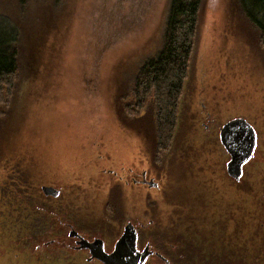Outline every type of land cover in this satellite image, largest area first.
Wrapping results in <instances>:
<instances>
[{"label": "rangeland", "instance_id": "obj_1", "mask_svg": "<svg viewBox=\"0 0 264 264\" xmlns=\"http://www.w3.org/2000/svg\"><path fill=\"white\" fill-rule=\"evenodd\" d=\"M167 5L168 0H0V47L9 51L13 42L16 53L14 88L10 96L3 94L0 104V146L24 154L38 170L34 180L40 179V159L47 160L49 186L61 191L59 199L49 202L64 209L69 205L66 211L72 222L92 217L88 206L95 196L100 198L85 192V184L75 188L74 178L92 177L89 168L96 164L113 165L118 150L126 160L140 143L147 156L155 150L160 157L173 156V149L182 156L187 155L186 148L194 150L183 135L192 119L187 116L189 105L197 93L198 77L204 74L209 44L218 41L225 56L219 59L224 63L218 66L217 80L223 93L236 105L238 101L250 105L254 117L264 115V46L258 32L242 18L236 0H204L175 134L173 130L166 146L155 142L153 104L147 100L136 108L132 88L140 66L160 49ZM215 89L212 84L211 90ZM128 106L134 108L133 115L125 114ZM253 116L250 124L260 146L262 129ZM213 124L210 128L219 120ZM197 142L201 143L200 136ZM200 159L196 157V164L205 170L208 158L203 151ZM39 206L34 211L50 219L55 214L51 204L48 211ZM8 225L1 226L8 229Z\"/></svg>", "mask_w": 264, "mask_h": 264}, {"label": "flooded vegetation", "instance_id": "obj_2", "mask_svg": "<svg viewBox=\"0 0 264 264\" xmlns=\"http://www.w3.org/2000/svg\"><path fill=\"white\" fill-rule=\"evenodd\" d=\"M211 125L206 118L194 125L192 115L183 135L193 146L185 138L199 130L204 148L214 145L221 160L205 170L198 168L191 148L185 156L177 149L173 156L160 157L158 150L147 156L140 143L127 160L118 150L113 165L90 167L93 176L78 175L80 183L75 177V188L85 184V192L100 196L88 206L93 216L79 222L69 220V205L64 209L49 202L59 199L61 191L49 186L52 174L43 156L40 179L34 180L38 170L32 162L16 149L0 146V264H112L106 259L126 241L127 230L140 264H264V152L256 145L239 175H229V157L219 141L221 126ZM154 139L160 143L156 127ZM121 158L128 163L114 164ZM74 172L72 168V178ZM46 188L58 195L46 196ZM38 203L45 211L50 204L56 209L51 219L34 211ZM6 222L8 229L1 226Z\"/></svg>", "mask_w": 264, "mask_h": 264}, {"label": "trees", "instance_id": "obj_3", "mask_svg": "<svg viewBox=\"0 0 264 264\" xmlns=\"http://www.w3.org/2000/svg\"><path fill=\"white\" fill-rule=\"evenodd\" d=\"M23 3L25 0H15ZM204 0H168L160 49L139 68L133 80L136 108L150 100L154 107L156 134L166 146L178 121V107L190 67L198 17ZM238 12L258 32L264 46V0H236ZM0 47V104L10 96L16 77V53ZM133 107L124 109L133 115Z\"/></svg>", "mask_w": 264, "mask_h": 264}, {"label": "water", "instance_id": "obj_4", "mask_svg": "<svg viewBox=\"0 0 264 264\" xmlns=\"http://www.w3.org/2000/svg\"><path fill=\"white\" fill-rule=\"evenodd\" d=\"M209 45L210 47L205 49L206 61L204 67H202L204 74L198 77L196 83L197 93L193 97L192 104L189 105L190 113L195 116L193 120L194 125L198 126L205 118H210L209 122L212 126L214 125L213 122L219 120V124L217 125L218 127L221 126L219 130V141L229 157L226 170L229 175L237 177L243 165L252 157L256 145H258L260 151L264 152V115L259 112L254 117L250 114L252 108L250 105L244 101H238V105H236L235 99L232 100L227 94L223 93V89L217 80L221 75L218 66L224 63L223 61L219 62V59L221 56L223 58L225 56L219 52L221 48L219 47L218 41ZM205 74L208 75L207 79L203 78ZM212 84L216 85L215 90H211ZM252 116L262 129L263 141L260 146L257 143L256 132L250 124ZM198 136L202 138V133L199 130L196 136L188 135L185 139L193 144L196 157L199 159L202 151L205 153V158L212 156L208 158V164H206L213 165L219 157L214 145L204 148L202 140L200 144L197 142ZM220 164L222 163L220 162ZM43 193L46 196L52 195L55 197L58 195V191L53 192L47 188L43 190ZM125 236L127 237L126 241L122 239L114 253L107 257L106 260H111L112 264H140V258L137 257V259L134 257L135 249H133L134 240H132V231L127 230ZM103 261L106 264H110L108 261Z\"/></svg>", "mask_w": 264, "mask_h": 264}]
</instances>
